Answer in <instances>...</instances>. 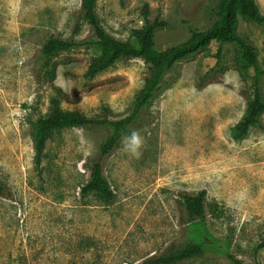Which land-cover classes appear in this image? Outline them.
Wrapping results in <instances>:
<instances>
[{
    "label": "rangeland",
    "instance_id": "374dc122",
    "mask_svg": "<svg viewBox=\"0 0 264 264\" xmlns=\"http://www.w3.org/2000/svg\"><path fill=\"white\" fill-rule=\"evenodd\" d=\"M264 14V0H256ZM218 0H97L96 13L113 37L136 43L132 32L149 19L169 26L156 33L164 51L215 22ZM264 66V25L239 18ZM53 36L95 40L82 0H0V264H143L152 257L201 245L203 254L178 264H264V114L242 141L232 137L252 94L234 44L212 42L167 73L143 117L130 128L105 168L115 193L105 204L84 197L94 159L113 129H63L47 140L36 164L29 119L45 116L63 92L64 109L89 117L127 116L148 69L121 61L96 77L85 74L93 46L52 58L46 77L42 48ZM139 135L141 146L132 144ZM205 196V220L187 213L183 195ZM263 247L257 252L258 247Z\"/></svg>",
    "mask_w": 264,
    "mask_h": 264
},
{
    "label": "trees",
    "instance_id": "16d2710c",
    "mask_svg": "<svg viewBox=\"0 0 264 264\" xmlns=\"http://www.w3.org/2000/svg\"><path fill=\"white\" fill-rule=\"evenodd\" d=\"M96 2L97 0H82L84 18L93 29L95 40L85 43L64 40L57 36L51 37L42 48L46 77L50 80L56 77L55 65L51 63L53 57L84 45L93 46L95 52L85 74L87 79H95L121 61L134 59L144 62L148 69L147 77L135 97L130 113L118 120L109 118V109H105V115L102 117H89L77 111L64 109L62 106L63 92L60 88H55L57 97L51 99L48 113L37 119H29L28 122L36 164H41L45 156L47 140L59 130L70 128L90 130L103 126L111 127L113 132L101 145L99 154L86 163L90 171V178L81 189L84 197L92 195L105 204L111 203L115 198V193L105 173L109 158L120 146L126 132L138 120L146 117L148 126L152 124L153 119L145 111L159 91L167 73L177 63L206 50L214 41L220 45L219 53L224 44L236 45L241 51L244 68L252 69L254 72L251 76L252 94L247 101L245 113L232 130V137L235 141H242L249 135V130L258 123L259 118L264 114V66L259 60L257 47L251 40L240 35L238 26L239 18L264 25V14L256 0H218L217 18L212 26L203 31L190 27L191 36L186 41L164 51L156 47L155 38L159 30L169 26L167 21L159 17L150 20L148 13H144L145 24L132 32V36L136 40V43L133 44L109 34L97 16ZM0 196L7 199L14 197L11 188L1 180ZM205 196L204 191L194 196L183 195L185 209L195 221L205 220ZM262 247L260 245L257 252ZM203 252L201 245H188L182 250L170 251L165 255L152 257L143 264H178L200 256ZM229 258L234 264H243L234 257L230 256ZM255 264L260 263L256 262Z\"/></svg>",
    "mask_w": 264,
    "mask_h": 264
},
{
    "label": "clouds",
    "instance_id": "9594fccd",
    "mask_svg": "<svg viewBox=\"0 0 264 264\" xmlns=\"http://www.w3.org/2000/svg\"><path fill=\"white\" fill-rule=\"evenodd\" d=\"M132 144L135 145V148L138 149L141 146V140L138 134L133 133L131 137Z\"/></svg>",
    "mask_w": 264,
    "mask_h": 264
}]
</instances>
